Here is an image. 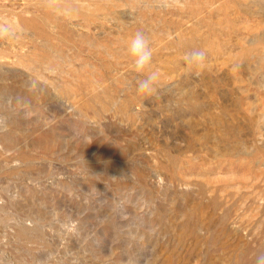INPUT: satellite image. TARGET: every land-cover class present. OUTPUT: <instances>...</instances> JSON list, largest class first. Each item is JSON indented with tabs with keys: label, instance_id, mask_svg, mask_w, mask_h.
Here are the masks:
<instances>
[{
	"label": "rangeland",
	"instance_id": "rangeland-1",
	"mask_svg": "<svg viewBox=\"0 0 264 264\" xmlns=\"http://www.w3.org/2000/svg\"><path fill=\"white\" fill-rule=\"evenodd\" d=\"M0 27V264H255L264 0H0Z\"/></svg>",
	"mask_w": 264,
	"mask_h": 264
},
{
	"label": "clouds",
	"instance_id": "clouds-1",
	"mask_svg": "<svg viewBox=\"0 0 264 264\" xmlns=\"http://www.w3.org/2000/svg\"><path fill=\"white\" fill-rule=\"evenodd\" d=\"M8 34L6 27H0V38ZM126 51L131 61L132 70L139 75L136 81L138 95L148 97L154 95L160 83V74L152 68L153 49L149 37L142 31H136L127 41ZM186 74L199 76L207 63V54L203 49H192L183 57ZM255 264H264V253L257 255Z\"/></svg>",
	"mask_w": 264,
	"mask_h": 264
}]
</instances>
